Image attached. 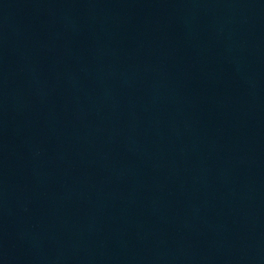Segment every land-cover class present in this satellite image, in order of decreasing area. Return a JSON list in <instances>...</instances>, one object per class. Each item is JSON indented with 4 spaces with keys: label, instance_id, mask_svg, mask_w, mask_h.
I'll return each instance as SVG.
<instances>
[{
    "label": "water",
    "instance_id": "1",
    "mask_svg": "<svg viewBox=\"0 0 264 264\" xmlns=\"http://www.w3.org/2000/svg\"><path fill=\"white\" fill-rule=\"evenodd\" d=\"M0 264H264V0H0Z\"/></svg>",
    "mask_w": 264,
    "mask_h": 264
}]
</instances>
